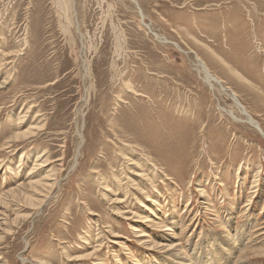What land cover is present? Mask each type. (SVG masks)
Wrapping results in <instances>:
<instances>
[{
    "label": "rangeland",
    "instance_id": "obj_1",
    "mask_svg": "<svg viewBox=\"0 0 264 264\" xmlns=\"http://www.w3.org/2000/svg\"><path fill=\"white\" fill-rule=\"evenodd\" d=\"M236 99L264 131V0H0V264H264Z\"/></svg>",
    "mask_w": 264,
    "mask_h": 264
},
{
    "label": "bare ground",
    "instance_id": "obj_2",
    "mask_svg": "<svg viewBox=\"0 0 264 264\" xmlns=\"http://www.w3.org/2000/svg\"><path fill=\"white\" fill-rule=\"evenodd\" d=\"M202 67L204 68V71L211 77L214 78L216 80H218L216 77H214L213 75L210 74L209 69L206 67L205 64L202 63ZM232 95L237 98V95L232 93ZM236 104L239 105L242 113L244 115L247 116V119L249 120L250 124L255 127L257 130H259L263 135H264V131L261 129V127L259 126V124L255 121V119L245 110V107H243V105L241 103H239V101H237L236 99ZM28 132H23V134H19L17 136V138H22L21 136H27ZM44 157V156H43ZM37 159L35 160L36 162V168L37 169H41L43 168L44 164L47 163L48 159L45 158H40V156L36 157ZM153 169V168H152ZM260 171V170H259ZM59 179L55 176V174H50L48 171L45 175H43L42 177H38L37 179H31L30 181H28V185L27 187H25L23 189H11L10 192L7 193V195L12 196V198L17 199L18 197L20 198L21 196H23V198L28 201V203H30L31 205H34L37 209H41V207L43 205H45L48 202V199L50 198L53 190L59 186ZM10 198V199H12ZM3 199V198H0ZM14 199V200H15ZM21 200V199H18ZM1 201V200H0ZM7 201V200H5ZM9 203H11L9 201ZM8 208V207H7ZM247 233V231H246ZM247 236V235H246ZM228 242V241H227ZM233 245L228 246V248L224 249L223 253H225V256H227V261L229 263L230 261V257H232V255L238 251L239 248L242 247V245L244 244L243 240L239 241V242H232ZM215 246V245H214ZM172 247V246H171ZM175 255V254H174ZM166 257H170L172 258L173 255L168 253L166 254ZM175 257V256H174ZM242 258V257H241ZM167 258H163L162 261L157 262L159 264H168L169 262L167 261ZM180 260L177 261H173V264H178ZM215 261V260H214ZM226 261V260H225ZM226 261V262H227ZM201 263V262H200ZM224 263V262H223ZM180 264V263H179ZM227 264V263H226Z\"/></svg>",
    "mask_w": 264,
    "mask_h": 264
}]
</instances>
